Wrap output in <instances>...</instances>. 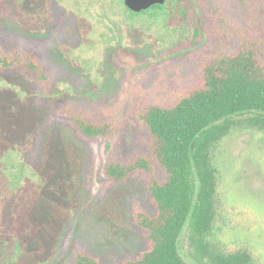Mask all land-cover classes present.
<instances>
[{
  "label": "rangeland",
  "instance_id": "rangeland-1",
  "mask_svg": "<svg viewBox=\"0 0 264 264\" xmlns=\"http://www.w3.org/2000/svg\"><path fill=\"white\" fill-rule=\"evenodd\" d=\"M167 8L136 15L120 0H0V48L33 47L54 71L44 89L25 67L0 70V264H75L79 250L120 264L145 247L132 207L154 213L146 180L109 186L106 163L150 152L145 104L169 102L204 60L264 35V0H169ZM68 103L110 122L108 135L80 137L50 118ZM214 162L212 238L264 263V132H232ZM181 249L190 264H209L188 235Z\"/></svg>",
  "mask_w": 264,
  "mask_h": 264
},
{
  "label": "trees",
  "instance_id": "trees-1",
  "mask_svg": "<svg viewBox=\"0 0 264 264\" xmlns=\"http://www.w3.org/2000/svg\"><path fill=\"white\" fill-rule=\"evenodd\" d=\"M169 13L167 4L132 12ZM10 54L0 48V70L25 67L44 89L54 71L42 54L29 46ZM264 35L242 42L200 65L197 79L178 90L167 103L150 102L139 112L152 140L150 152H136L127 160H109L105 174L109 186L134 175L146 180L154 213L139 203L132 207L134 223L143 230L145 247L120 264H190L181 249L188 235L191 247L208 257L209 264H264L248 248L227 251L212 238L219 214V171L214 152L234 131L264 132ZM56 121H67L80 137L106 136L108 121H98L75 104L61 107ZM159 166L162 176H159ZM89 179V175H88ZM75 264H105L96 254L79 250Z\"/></svg>",
  "mask_w": 264,
  "mask_h": 264
},
{
  "label": "water",
  "instance_id": "water-1",
  "mask_svg": "<svg viewBox=\"0 0 264 264\" xmlns=\"http://www.w3.org/2000/svg\"><path fill=\"white\" fill-rule=\"evenodd\" d=\"M125 6L132 12H141L156 4H164L166 0H123Z\"/></svg>",
  "mask_w": 264,
  "mask_h": 264
},
{
  "label": "flooded vegetation",
  "instance_id": "flooded-vegetation-1",
  "mask_svg": "<svg viewBox=\"0 0 264 264\" xmlns=\"http://www.w3.org/2000/svg\"><path fill=\"white\" fill-rule=\"evenodd\" d=\"M169 2V0H166V4ZM123 3H124V1H123ZM164 3V4H165ZM125 5V4H124ZM263 164H264V162H262ZM259 186H260V188H262V189H260L259 188V192H261V193H264V182H263V180H262V178L261 177H259Z\"/></svg>",
  "mask_w": 264,
  "mask_h": 264
}]
</instances>
